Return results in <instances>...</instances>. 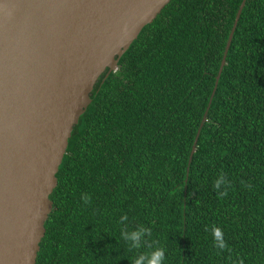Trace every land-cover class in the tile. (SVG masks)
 Masks as SVG:
<instances>
[{"label":"trees","instance_id":"16d2710c","mask_svg":"<svg viewBox=\"0 0 264 264\" xmlns=\"http://www.w3.org/2000/svg\"><path fill=\"white\" fill-rule=\"evenodd\" d=\"M241 2L171 0L99 78L56 174L36 264H132L151 249L120 232L140 225L165 264H264V0H246L189 163ZM212 227L230 251L213 246Z\"/></svg>","mask_w":264,"mask_h":264},{"label":"water","instance_id":"95a60500","mask_svg":"<svg viewBox=\"0 0 264 264\" xmlns=\"http://www.w3.org/2000/svg\"><path fill=\"white\" fill-rule=\"evenodd\" d=\"M170 1L0 0V264H36L56 174L95 85Z\"/></svg>","mask_w":264,"mask_h":264},{"label":"clouds","instance_id":"9594fccd","mask_svg":"<svg viewBox=\"0 0 264 264\" xmlns=\"http://www.w3.org/2000/svg\"><path fill=\"white\" fill-rule=\"evenodd\" d=\"M231 187V182L226 178L224 174L218 176L215 181L214 188L218 191V196L220 198L228 196L229 189ZM82 200L85 204L91 201V197L85 194L82 196ZM128 220L127 215H121L119 223L124 225V221ZM211 235L213 240V246L220 252L230 251L229 246L224 238L223 230L220 227H212ZM121 238L129 244L131 249H139L142 244L150 251H145L139 253L132 264H165V252L166 249L162 246H155L156 241H152L151 244L148 243V238L152 236V229L150 227H144L140 225L135 229H127L126 227L121 228L120 232Z\"/></svg>","mask_w":264,"mask_h":264}]
</instances>
